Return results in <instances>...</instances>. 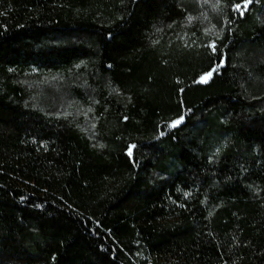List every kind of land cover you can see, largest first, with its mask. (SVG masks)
<instances>
[{
  "label": "trees",
  "instance_id": "1",
  "mask_svg": "<svg viewBox=\"0 0 264 264\" xmlns=\"http://www.w3.org/2000/svg\"><path fill=\"white\" fill-rule=\"evenodd\" d=\"M0 264H264V0H0Z\"/></svg>",
  "mask_w": 264,
  "mask_h": 264
},
{
  "label": "snow or ice",
  "instance_id": "2",
  "mask_svg": "<svg viewBox=\"0 0 264 264\" xmlns=\"http://www.w3.org/2000/svg\"><path fill=\"white\" fill-rule=\"evenodd\" d=\"M240 8V5H237V9ZM212 75V73H208L205 77H201V82H206L207 78H209ZM180 121H175L173 123V126H175V124H178Z\"/></svg>",
  "mask_w": 264,
  "mask_h": 264
},
{
  "label": "rangeland",
  "instance_id": "3",
  "mask_svg": "<svg viewBox=\"0 0 264 264\" xmlns=\"http://www.w3.org/2000/svg\"><path fill=\"white\" fill-rule=\"evenodd\" d=\"M208 73H211V72H208ZM208 73L202 75L201 77H205ZM201 77L199 78V81H201ZM208 79H209V78H207V80H208ZM207 80H206V81H207Z\"/></svg>",
  "mask_w": 264,
  "mask_h": 264
}]
</instances>
